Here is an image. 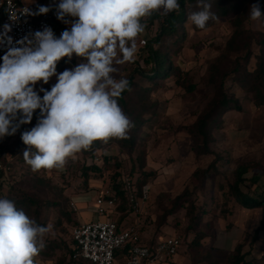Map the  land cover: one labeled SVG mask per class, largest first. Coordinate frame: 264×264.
I'll use <instances>...</instances> for the list:
<instances>
[{
    "label": "rangeland",
    "instance_id": "obj_1",
    "mask_svg": "<svg viewBox=\"0 0 264 264\" xmlns=\"http://www.w3.org/2000/svg\"><path fill=\"white\" fill-rule=\"evenodd\" d=\"M255 3L260 4V1L246 0L245 4L248 8L246 9V14L242 16L244 19L242 20L241 28L238 29L240 35L236 38V47L232 49L227 48V43L234 32L233 20L238 16L236 10L229 12L225 16L217 17L204 30H195L188 19L190 15L186 14L183 18L184 23L181 30L183 37L181 40L174 44L165 42L163 45L168 61H171L172 66L178 68L179 74H174V71L173 74L166 78L156 79L157 81L155 82L158 84V88L150 91L144 98L143 102L146 105H156H154L155 113L144 115L146 120L138 133L135 150L130 155L120 150L114 143H109L102 148L95 149L93 152L95 161L98 162L105 154L120 158L123 164L121 176L125 175L133 179L138 176V173L132 174L130 168L132 165H136V156L141 151L145 152L146 169L153 171L155 175L149 177L146 182L150 184L151 191L139 215L141 222H143L142 229L143 231L145 230V235L150 237L153 242L159 237L168 235H177L181 238V246L178 253L167 264H205L201 257L212 248L213 235L215 233L217 235L220 234V231H218L220 229L216 228H224L226 227V222L231 221V218L225 221L221 219L220 214L223 215L222 206H226L225 210H227L228 205L229 208H232V214L234 212L238 213L242 218L241 224H243V220L246 221L244 224L246 227L249 226L246 225L247 222H251L256 215L253 210L245 213L244 210L239 209L235 205L232 198H229L228 186L233 180L232 173L236 164L242 162L244 158V143L245 141L252 143V145L259 143L258 133H256L259 131V119L257 117L264 113V107L255 108L250 100V93L246 92L234 81L235 75L238 73L236 74L233 71V74L228 75L225 79V85L229 92L238 98L241 110L231 109L226 112L223 115L221 126L213 130L214 141L212 147L220 155V161L217 163L218 171L212 172L204 180L195 177L193 171L196 168H205L213 159V156L202 155L196 157L191 150V136L183 129L184 126L193 123L196 116L212 97L213 88L207 85L206 80L209 67L214 61L219 58L225 60L229 70L235 68L234 60L240 63V68L242 69H254L256 56L259 54L257 41L261 37L260 34L264 33V22L249 19L248 9ZM145 23V32L137 37L138 52L134 62L118 65L119 71L115 74L117 79L122 78L126 71L131 72L134 67L143 71L144 76L152 74L154 63L147 64L145 62L150 53L147 43L156 36L159 28L156 21L148 23L145 18ZM65 25L67 28L69 27V25ZM247 50L250 51V57L249 61L243 66L242 58ZM80 62H82V58H78L75 55H73L70 62L65 57L58 63L57 72L60 73L65 69L73 68ZM178 75L180 76L178 77ZM177 78L181 81L184 80L185 84L193 85V90L187 91L185 88L177 86L174 82ZM135 79L142 87L152 86L151 82L140 74L135 75ZM56 82V77L54 76L48 84L44 85L42 82H38L36 87L37 90L41 86L50 90L51 86ZM40 95L42 96L43 93H40ZM132 98L134 100L135 97ZM38 115L39 110L34 113L31 123L24 125L28 129L35 126ZM249 119H252L253 123L255 122L252 127L248 124ZM245 133L246 137L244 139ZM234 142H237L236 144L240 148L235 155H233L231 150ZM253 147L255 146L253 145ZM9 149L11 148L8 147V152L4 154L0 153V159L5 157V160L12 161L15 169L12 171L9 169L5 174L6 178L10 180V187L14 190L7 193V189H4L6 197H17L18 194L24 193L25 195H36L45 201L58 200L62 203L67 200L65 204L68 206L64 210L70 211L73 224H76L75 219H78L79 222L100 219L101 216L98 215L95 209L94 196H92L94 197L93 200H90L86 207H80V203L77 206L75 202H72L74 206L71 205V199L83 193L84 190L79 172L82 153L75 155V158L67 159L64 172L55 169L33 172L22 155L25 150L17 154V151ZM17 156L20 158H17ZM104 176L103 179L91 178L89 180V187L97 190L96 196L106 189L109 190L111 173H105ZM39 179H42L43 182H40ZM244 187L249 190L252 186L242 183L241 188L243 190ZM250 189H253V187ZM184 190L188 192V201H184L183 204L176 202V196L182 194ZM256 197L260 198L261 195L249 197V200L256 199ZM189 201L195 204V208L197 207L201 214L200 221L194 228L188 227ZM219 211H221L220 214ZM169 212L171 213L167 215ZM45 215V226L50 229L44 236L45 244L49 240L60 241V239H67L70 225L62 224L65 220L60 213L59 207L48 205L47 212L45 213L43 210L41 213V216ZM213 227L214 230L212 229ZM61 228H64L65 231ZM198 229L207 234V239L204 238L201 241L203 245L199 250L190 243ZM65 250L64 247H60L54 250L53 255L50 257L43 256L42 252H40L34 258L35 264H52V260L64 255ZM212 253L214 257L222 258L221 264H231L228 261V253L219 252L215 249ZM117 262L115 264H122L123 256L119 255Z\"/></svg>",
    "mask_w": 264,
    "mask_h": 264
},
{
    "label": "clouds",
    "instance_id": "obj_2",
    "mask_svg": "<svg viewBox=\"0 0 264 264\" xmlns=\"http://www.w3.org/2000/svg\"><path fill=\"white\" fill-rule=\"evenodd\" d=\"M199 11L189 20L204 30L217 17L211 0H197ZM178 0H59L56 19L69 25L59 36L50 26L13 42L9 25L0 33V45L7 51L0 57V140L20 134L25 162L33 172L63 170L68 158L91 148L95 141L127 139L134 123L119 105L126 78H116L118 65L134 62L137 37L145 32V18L159 13L164 18L178 11ZM49 6L30 9L27 15H44ZM249 19L264 22L259 3L249 8ZM73 55L82 62L63 72L58 63ZM50 90L40 87L52 77ZM40 93H43L41 96ZM49 227L38 224L15 202L0 198V264H35L34 258L46 247Z\"/></svg>",
    "mask_w": 264,
    "mask_h": 264
},
{
    "label": "trees",
    "instance_id": "obj_3",
    "mask_svg": "<svg viewBox=\"0 0 264 264\" xmlns=\"http://www.w3.org/2000/svg\"><path fill=\"white\" fill-rule=\"evenodd\" d=\"M261 11L264 12V0H259ZM180 4V8L178 11H174L168 16L161 18L159 13H153L151 17L146 18L148 23H154L155 21L158 23V33L153 39L147 43V48L149 50V54L145 59L147 64L154 63V67L152 68V74H146L144 76V72L134 67L132 71H126L122 78H126L129 81L131 91H125L118 102L125 114L131 119L134 123V127L130 130L127 139H115L111 138L107 143L102 141H95L90 149L81 151V162H80V176L82 178V184L84 185L83 193L75 196L71 199V203H84L86 206L89 204V201L92 200V196L96 194L97 191L89 187V180L91 178H101L103 179L105 173H111V182L109 190L112 192L116 198V204L108 216L100 217L101 220L112 219L118 227L127 219L129 213H131L129 203L126 197L124 190L121 188V183L119 180L121 179V167L122 161L119 158H116L114 155L105 154L103 155L99 162L95 161V156L93 152L97 148H102L104 145L109 143H114L118 148L126 153L130 154L136 148V141H138V133L140 132L143 124L145 123L146 118L144 115L147 113L154 114L155 106L153 104L146 105L144 98L147 94L153 89L158 88V84L155 82L156 79L161 77H168L171 74L178 73L179 70L177 67L172 66L171 61H168V57L166 52L163 49V45L165 42L174 44L178 40H181L183 37V33L181 32L183 27V18L186 14L191 15L193 12L199 11L197 7V0H178ZM213 8L211 11L215 13L216 17L225 16L231 11L237 12V15L233 20L234 32L232 37L227 43V48L232 49L236 47V38L240 35L238 29L241 27L242 20L244 19L242 16L246 14V0H211ZM249 11V9H248ZM214 20L208 22L209 27ZM192 24V22H191ZM192 27L195 30H200L196 28L195 25L192 24ZM67 26L61 22L57 21L54 24V32L57 36L65 30ZM242 33V32H241ZM261 37L257 41V45L259 47V54L256 56L255 67L253 70H246L245 68H240V63L234 60L233 69L229 70L228 65L225 60H221L220 58L214 61L210 67L208 72V77L206 80L207 85H210L213 88L212 97L206 104V106L202 109V111L196 116L193 123L190 125L184 126L185 132H187L192 139L191 150L194 155L202 156V155H212L213 159L207 164L205 168H196L193 171V175L198 179L207 178L212 172L218 171V161H220V155L216 153V149L212 147V143L214 141V136L212 134L213 130L216 127H220L223 121V115L231 109H235L237 111L241 110V106L238 98L229 92L228 88L225 85V79L228 75H235L234 81L237 85H239L242 89L246 90V92L250 93V100L255 106V108L264 107V33L260 34ZM153 42V43H152ZM152 43V44H151ZM250 51L247 50L245 56L242 58L243 66H245L246 62L249 61ZM1 62V61H0ZM234 71V72H233ZM141 75L148 79L151 82L152 86L142 87L137 80L135 79V75ZM180 75H178L179 77ZM184 81V80H183ZM179 78L175 79V84L180 88H185L187 91L193 90L194 86L191 84H185ZM132 97H135L134 100ZM31 128H27L25 125H22L21 128L17 131L14 138L7 139L6 137L0 140V153L4 154L8 152V147L11 148L9 150L17 151L19 154L21 151L26 150L27 146L23 144L20 134L25 130H30ZM78 154V153H77ZM76 154V155H77ZM23 155V154H22ZM17 158H20L17 156ZM6 158L2 157L0 162L9 167V169L15 170L12 161L5 160ZM22 159V158H21ZM136 165H132L130 168V172L132 174L138 173L136 178H132L134 180L135 186L139 190L143 184H145L149 177L155 175V173L151 170H147V161L145 159V152L141 151L136 156ZM248 167L243 163L239 162L236 164L232 177L233 180L229 183V197H232L234 201L245 208H260L261 209V219H260V228H264V195L256 199L249 200V197L240 190V185L244 181L243 174ZM66 167L63 170H58L64 172ZM14 173V171H13ZM3 175V172H2ZM95 176V177H91ZM40 182H43L42 179H39ZM4 189H7V193L13 192L14 190L10 187V180L4 176V178L0 181V194L1 198H8L15 202V205L18 209H23L25 213L33 218L38 224L45 226L46 225V215L41 216L43 210L45 213L47 212V206L53 205L58 206L60 209V213L62 214L66 223V225H70V230L68 238H64L60 241L57 240H49L46 242L45 250L41 251L43 256L50 257L53 254L54 250L59 249L60 247H64L66 250L64 255H60L58 258L56 257L52 264H89L86 260L77 258H72V253L75 250L74 242L72 240L70 231L73 227H75L79 220H76V224H73V221L70 216V211L64 210L68 205L65 204L67 200H64L62 203L58 200H50L45 201L39 198L36 195H25L24 193H20L17 197H9L4 194ZM187 190H184L182 194L176 196L175 201L184 203V201H188L187 199ZM259 196V195H258ZM180 205V204H179ZM126 207V208H124ZM224 210V209H223ZM200 210L195 208V204L189 201V223L188 227L194 228L200 221ZM169 212L167 215H169ZM187 213V214H188ZM85 222V221H84ZM72 225V226H71ZM68 228V229H69ZM63 231L64 228H61ZM67 231V230H66ZM207 237V234L204 231L197 230L194 233V237L190 241L194 247L199 250L202 247V240ZM254 238V237H253ZM61 244V245H60ZM63 244V245H62ZM144 244V243H142ZM155 241L147 244L149 247H153ZM242 244L238 243L234 250L228 253V261L231 264H251V261H246L245 254L242 253ZM214 248H210L203 256L201 260L205 264H221L222 258L214 257L213 252ZM128 250L127 247L116 250L114 253L115 261L117 262V257L119 255L124 257L127 255ZM225 258V257H224ZM115 262V263H116ZM162 263L167 264V260L161 261ZM118 263V262H117Z\"/></svg>",
    "mask_w": 264,
    "mask_h": 264
},
{
    "label": "built area",
    "instance_id": "obj_4",
    "mask_svg": "<svg viewBox=\"0 0 264 264\" xmlns=\"http://www.w3.org/2000/svg\"><path fill=\"white\" fill-rule=\"evenodd\" d=\"M59 2V1H58ZM55 2L50 4L51 11L44 15H27L28 9L35 12L30 0H0V33L4 25H9L8 33L13 42L23 39L29 33L42 30L50 26L54 31L56 19ZM7 51L6 45H0V57ZM2 62V61H1ZM7 136V139L14 138ZM9 167L0 162V181L4 178ZM3 172V175H2ZM124 190L133 221L121 228L112 219L96 220L78 223L70 231L75 250L73 259H83L89 264H115L114 253L116 250L127 247L128 253L124 257V264H157L161 261H170L178 252L181 238L170 235L158 239L153 247L141 243L139 215L143 204L148 200L151 186L145 183L138 190L134 180L129 176H122L119 180ZM116 196L106 189L94 199L95 209L99 216H108L116 204ZM74 206L73 203H71Z\"/></svg>",
    "mask_w": 264,
    "mask_h": 264
},
{
    "label": "crops",
    "instance_id": "obj_5",
    "mask_svg": "<svg viewBox=\"0 0 264 264\" xmlns=\"http://www.w3.org/2000/svg\"><path fill=\"white\" fill-rule=\"evenodd\" d=\"M59 0H30L32 3V7L34 10L37 11L38 7L43 6H50V4H53L55 2H58ZM253 118V117H252ZM254 119V118H253ZM259 131L258 133L259 137V143L253 144L255 147H253L252 143H248L245 141L243 146L244 151V158L242 159V162L248 167L245 170V173L243 174L244 181L243 184L245 185H251L253 189L249 190L244 187V190L241 188L240 190L246 194L247 196H258V195H264V113L260 114L259 117ZM255 123V122H254ZM252 119H249L248 124L252 127L254 124ZM250 127V128H251ZM246 137V133L244 134V139ZM237 142H234L232 144L233 149L231 148L233 155L236 154V151H239L240 148L236 144ZM247 150V152H246ZM230 151V149H229ZM240 159V158H239ZM242 184V183H241ZM95 189V188H94ZM247 189V190H246ZM94 191H97L96 189ZM97 194V192H96ZM96 194L94 197H96ZM99 194V193H98ZM93 197V198H94ZM92 198V200H93ZM232 198V197H229ZM234 201V199L232 198ZM230 203V201H229ZM232 203V201H231ZM235 205L239 207V209H242L245 211L253 210L255 211L256 215L252 219L251 222L246 223L245 220L242 222V218L236 214L235 212L232 214V208H229L227 205V210H225V207H223L222 214H220L221 211H219L220 217L223 221L229 220L231 218V221L229 220L226 222V227L222 228H216L220 229V234L217 235L216 233L213 235V241L211 243V247L215 250H218L219 252H231L234 250L235 246L240 243L242 244V253L245 254V260L251 261V264H264V228H260V219H261V209L260 208H245L241 206L240 204L236 203L234 201ZM79 202L76 203L78 206ZM80 207H86L84 203H80ZM232 207V204H231ZM238 209V210H239ZM236 210V209H235ZM240 212V211H238ZM85 218V217H84ZM134 219L133 214L129 213V216L127 219L121 224V228L127 226L130 224ZM81 223V222H79ZM140 232H141V243L144 244H150L152 242L151 238L145 235V230L142 229V224L140 218ZM221 224V223H220ZM223 225V224H222ZM216 226V224H215ZM214 226V227H215ZM230 226V227H229ZM212 227V226H211ZM214 227L212 228L214 230ZM217 227V226H216ZM142 229V230H141ZM211 229V230H212ZM149 231V229H147ZM170 236V235H168ZM167 237V236H165ZM254 237V238H253ZM159 237L158 239H160ZM157 239V240H158ZM207 239V237H205ZM156 240V241H157ZM155 241V242H156ZM181 246V245H180ZM213 249V250H214ZM179 251V249H178ZM178 253V252H177ZM176 256V255H175ZM174 256V257H175ZM157 264H165L162 262H159Z\"/></svg>",
    "mask_w": 264,
    "mask_h": 264
}]
</instances>
